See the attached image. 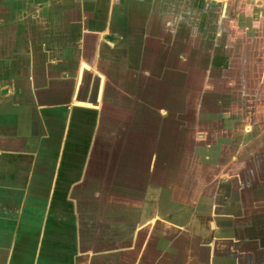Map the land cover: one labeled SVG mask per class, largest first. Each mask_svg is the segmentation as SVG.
I'll return each mask as SVG.
<instances>
[{"label": "crops", "instance_id": "obj_1", "mask_svg": "<svg viewBox=\"0 0 264 264\" xmlns=\"http://www.w3.org/2000/svg\"><path fill=\"white\" fill-rule=\"evenodd\" d=\"M0 264H264V0H0Z\"/></svg>", "mask_w": 264, "mask_h": 264}, {"label": "rangeland", "instance_id": "obj_2", "mask_svg": "<svg viewBox=\"0 0 264 264\" xmlns=\"http://www.w3.org/2000/svg\"><path fill=\"white\" fill-rule=\"evenodd\" d=\"M161 61H162V56H161ZM168 65V63H166ZM184 71L181 72V76H174L171 75L168 72L163 71V76L164 79L161 81V102H160V107L156 109L152 103L153 100H156V98L158 99V97L153 96L152 98L151 95L152 94H157V93H153V92H149V96L147 97H140V103H138V108L139 109H149L150 111H152L154 114H156V112L161 111L162 113H167L169 114L168 116L170 117L171 115H176L182 114L184 116V118L182 119V125L183 127L186 129L189 127V125H193V127H195V123H191L189 121V115H193L192 112H198V110L201 109H205V107L207 106V101L206 99L208 98L207 95L204 92H200L201 87H196L193 86L192 87V82H186V76L184 75ZM177 80H180L179 82ZM200 86V85H198ZM151 90V89H150ZM178 94H175L176 92ZM149 97V98H148ZM222 98V95L220 96ZM150 100V101H149ZM227 102H225L224 104L228 107L230 105V107L233 106L230 97L226 96L225 99ZM220 102L222 101V99L219 100ZM211 102H208V105H210ZM145 105H148L149 107L147 108ZM152 106V107H150ZM225 107V106H224ZM207 110V109H205ZM163 114V115H164ZM178 114V115H179ZM187 114V115H186ZM163 115H161V119L163 117ZM166 117V122H163L161 120V144H166V142H168L169 138H171V136H173V134L175 133V131L178 129H176V119L174 117H171L169 119V117ZM153 119V120H152ZM148 123L151 122L150 125V130L153 132L154 130V126H159L160 125V121L155 120L154 122V115L152 116L151 119L147 120ZM190 122V123H189ZM193 122V121H192ZM199 122V120H198ZM165 127H167V131L165 133L162 132V128L165 129ZM170 134L169 136H166ZM157 137V136H156Z\"/></svg>", "mask_w": 264, "mask_h": 264}]
</instances>
